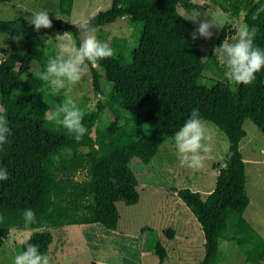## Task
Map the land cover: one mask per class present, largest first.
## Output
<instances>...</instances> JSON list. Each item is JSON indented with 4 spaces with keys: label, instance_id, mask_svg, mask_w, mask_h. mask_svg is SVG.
<instances>
[{
    "label": "trees",
    "instance_id": "16d2710c",
    "mask_svg": "<svg viewBox=\"0 0 264 264\" xmlns=\"http://www.w3.org/2000/svg\"><path fill=\"white\" fill-rule=\"evenodd\" d=\"M206 1L229 17L242 15L244 24L255 31L254 44L264 49V0ZM72 5L73 0H59L58 12L70 16ZM180 6L187 11L196 8L192 0H111L109 7L90 18L95 29L124 17L142 27L133 45L118 38L109 46L115 55L98 62L102 75L95 66H88L93 90L108 103L107 107L99 104V110L106 108L114 116L94 127L98 112L80 108L88 129L85 136L94 127V138L87 145L85 136L77 142L64 128L55 123L46 128L34 116L35 106L55 110L61 103V97L52 95L38 79L48 58L55 56L43 40L51 32H67L79 46L83 32L62 17L52 18L53 27L39 32L22 15L0 19L1 35L23 34V40L0 55V115L11 129L10 143L0 151V167L9 174L8 180L0 181V215L5 218L0 223V248L12 227L55 231L72 224L99 223L115 230L116 203L132 205L139 200L131 158L148 163L197 108L228 142L222 163L214 165L218 174L211 192L203 198L188 187L176 190L203 231L204 256L199 264H218L223 238L238 246L244 264H261L257 252L264 239L243 217L250 200L239 143L246 134L243 122L247 118L264 135V68L250 85L224 80L218 53L210 52L203 59L201 46L206 40H192L197 25L179 13ZM226 29L225 23L216 38L217 47L225 40ZM207 70L213 76L205 75ZM102 79L109 85L106 93ZM34 87L46 91L37 93ZM79 173L83 174L80 179ZM25 208L36 214V222L28 227L22 217ZM225 208L237 215L230 224L231 234L218 224ZM168 234L173 231L169 229ZM155 254L158 264H163L167 251L160 242L155 244Z\"/></svg>",
    "mask_w": 264,
    "mask_h": 264
},
{
    "label": "rangeland",
    "instance_id": "374dc122",
    "mask_svg": "<svg viewBox=\"0 0 264 264\" xmlns=\"http://www.w3.org/2000/svg\"><path fill=\"white\" fill-rule=\"evenodd\" d=\"M192 1L196 4L195 9L187 11L180 6L179 13L184 18L197 16V20L207 19L215 24L211 29L214 36L201 46L202 57L206 59L208 53L214 52L217 48L216 38L225 23L226 38L235 35V31L243 28L245 24L242 15L232 18L206 0ZM58 2L59 0H0V19H11L22 15L29 22L33 14L47 11L50 18L62 17L70 23L77 24L82 17L86 16L90 19L99 10L109 7L111 0H73L70 16L60 15ZM141 27L140 22H132L128 17H124L96 29L94 34L101 43L108 46L118 38L133 45ZM57 34L51 32L43 40L46 50L54 55L58 51V41L55 39ZM83 38L84 33L81 34V39ZM65 39L72 40L69 34ZM15 44L18 42L13 38L0 34V55L3 54L4 49H9ZM32 52L36 53V49L32 48ZM215 53H218V48ZM95 68L102 75L98 64ZM204 74L213 76L209 70ZM102 88L105 93L109 88L103 79ZM72 95L79 108L85 107L90 111L98 112L99 117L94 127L113 118L114 114L108 112L106 108L104 111L98 108L99 104L107 107L108 103L103 94L93 90L89 67L73 89ZM59 96L62 103L64 96L62 94ZM34 116L42 119L45 127L50 128L54 124L55 110L45 106H35ZM246 121L243 127L251 134L253 146L255 148L258 146L264 157V135L250 119ZM204 122L213 135V159L206 161L205 166L199 170L180 166L173 138L164 142L148 163L137 157L131 158L129 166L138 179L139 200L132 205L116 203L119 220L115 230L106 229L99 223L72 224L55 231L45 227L31 229L12 227L0 248V264H14L16 255L25 250L19 242L25 236L31 237L30 242L37 244L40 252L49 256L50 264H90L92 261L96 264H158V257L155 254L157 242L168 251V258L164 264H199L201 256L203 257V248L198 247L188 255L186 247L170 240L168 230L172 229L170 218L186 217L185 209H188L184 203L185 208L181 204L176 190L193 185L195 189L209 191L213 188V183L215 185L217 177L214 165L222 163L224 159L228 145L225 135L211 122ZM94 127L84 137L85 145L93 140ZM119 129L122 131L124 127L120 125ZM83 149L85 150L86 147ZM259 169L256 174H248L246 181L247 195L252 202L246 218L250 223L252 222L264 239V162ZM77 177L80 179L83 174L79 173ZM189 211L187 210L188 213ZM229 245L233 246L234 253L225 257ZM218 249V264H244V255L233 241L220 239ZM257 255L264 264V246Z\"/></svg>",
    "mask_w": 264,
    "mask_h": 264
},
{
    "label": "clouds",
    "instance_id": "9594fccd",
    "mask_svg": "<svg viewBox=\"0 0 264 264\" xmlns=\"http://www.w3.org/2000/svg\"><path fill=\"white\" fill-rule=\"evenodd\" d=\"M185 19L197 25L191 33L192 40H209L214 36L211 29L215 24L212 21L197 20V16ZM29 23L37 32L53 27L52 18L47 11L33 14ZM75 26L84 33L79 46L73 40L65 39L67 32L57 34V54L48 58L46 68L40 72L38 79L44 82L52 95L64 96L63 102L55 106L54 123L64 128L75 141L80 142L88 129L83 124L84 113L73 98V89L81 81L89 64L96 66L99 61L113 57L115 52L97 39L94 34L96 29L88 17H82ZM12 38L19 42L23 40V34L21 32ZM254 38L255 31L245 25L236 30L235 35L225 38L217 47L220 64L225 69L223 79L227 82L250 85L256 79V73L264 68V49L254 44ZM33 90L37 93L46 91L44 87H34ZM10 135L8 121L4 115H0V151H3L5 144L10 143ZM173 142L181 167L199 170L205 166L206 161L213 159V135L197 108L192 109L188 119L174 133ZM8 179L7 169L0 167V181ZM22 217L25 227L36 222L35 211L31 208L23 209ZM4 219V216L0 215V223H3ZM30 241L31 237L28 236L20 239L19 242L25 250L16 255L14 264H50L49 256L41 253L38 245Z\"/></svg>",
    "mask_w": 264,
    "mask_h": 264
},
{
    "label": "crops",
    "instance_id": "0c3cea01",
    "mask_svg": "<svg viewBox=\"0 0 264 264\" xmlns=\"http://www.w3.org/2000/svg\"><path fill=\"white\" fill-rule=\"evenodd\" d=\"M247 119L244 120L243 126H245ZM243 128H245V127H243ZM245 132H246L245 136L241 139V141L239 143V148H240V152L242 154V158L244 161V172H245L246 181H247L248 176H249L248 174L258 173V171L260 170L259 169L260 165L262 164V162H264V157L262 155L260 148H258V146H256V148L253 146L254 141L251 137V134H249V132L246 129H245ZM216 171L218 174L217 169H216ZM217 174H216V176H217ZM187 187L190 188L191 190L199 191L201 196L204 198L209 192L212 191V189L214 188V183H213V188L209 189V191H204V192L201 190H198L197 188L195 189L193 187V185L187 186ZM249 200H250V202L243 212V217L250 224V226L252 228H254V230H256V232L258 233L257 228L252 224V222L250 223V221L246 218L247 215H249L248 212L252 206L251 199H249ZM180 202H181V204H183L182 201H180ZM183 206L185 208L184 204H183ZM185 210H186V217L170 218L171 223H172V226H171L172 229L171 230L173 231V234H172L173 236L171 235L170 240L173 242L177 241L178 244L186 247V249H187L186 251H187L188 255H190V253H193L198 247H200L201 249L203 248V256H204V235H203L201 225L198 222L197 218L191 213V211H189V213L187 212V210H189V209H185ZM250 215L253 216V214H250ZM236 217H237V215L232 208H225L218 215L219 228L221 230L225 231L227 234H231L232 229L230 227V224H231L232 220ZM202 235H203V237H202ZM263 246H264V243L259 247V250H260V248H263ZM232 248H233L232 245L228 246L227 255L225 257L233 255L234 252H233ZM166 251H167V249H166ZM257 257H258V255H257ZM167 258H168V251H167ZM202 258L203 257L201 256V260H202ZM166 259H165L164 263L166 262ZM258 259L261 262V259L259 257H258ZM261 264H262V262H261Z\"/></svg>",
    "mask_w": 264,
    "mask_h": 264
}]
</instances>
